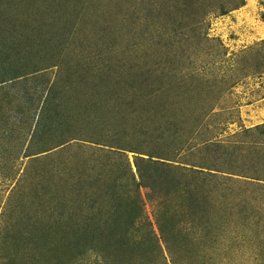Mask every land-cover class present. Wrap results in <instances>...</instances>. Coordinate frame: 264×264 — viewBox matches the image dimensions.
Here are the masks:
<instances>
[{"label": "rangeland", "instance_id": "rangeland-1", "mask_svg": "<svg viewBox=\"0 0 264 264\" xmlns=\"http://www.w3.org/2000/svg\"><path fill=\"white\" fill-rule=\"evenodd\" d=\"M117 1L0 0L1 30L20 24L44 36L39 49L23 48L17 64L12 51L0 46V240L16 223L34 239L38 233L24 227L52 223L56 208L40 200L54 191L47 190L51 167L63 175L69 168L81 172V166L86 172L77 183L84 182L96 157H115L121 150L137 175L135 161L146 160L143 149L153 147L143 131L158 150L174 141L177 126L192 136L189 149L166 145L178 153L167 161L185 173L197 169L200 179L216 173L217 186L238 193L240 203H224L218 187L212 188L205 206L213 209L209 222L218 224L208 230L213 237L203 235L205 223L181 220L174 229L187 236L171 242L155 221L161 198L139 186L134 226L149 231L156 246L145 258L134 254L135 264H264V0L208 1L224 2L223 11L204 1L198 15H191L193 0L164 7L159 15L151 5L148 14L142 0L127 9L125 0L119 6ZM131 15L138 19L132 22ZM50 55L56 57L42 59ZM43 117L52 134L46 145L33 136ZM136 142L144 153L129 151ZM34 172L42 173L45 187L28 183ZM68 192L66 208L76 202ZM62 221L57 218V224ZM89 252L80 259L66 254L40 262V255L20 250L9 263L0 241V264H105Z\"/></svg>", "mask_w": 264, "mask_h": 264}, {"label": "trees", "instance_id": "trees-1", "mask_svg": "<svg viewBox=\"0 0 264 264\" xmlns=\"http://www.w3.org/2000/svg\"><path fill=\"white\" fill-rule=\"evenodd\" d=\"M120 1H117L118 6ZM134 1L136 0H125L126 9L131 7L130 5ZM142 1L144 6L150 9L148 14L151 13V6H154L155 13L159 15L162 8H168L172 5L180 8L182 4H185L189 0ZM142 1L138 3L140 7H143ZM204 1L208 3L209 0H193L191 3V15H198V13L205 11L204 6L202 7ZM233 1H238L237 4L239 5L242 0ZM224 4L221 1H218L217 5L214 2L213 4L211 2L208 3V5H212L221 11L224 10ZM134 11L132 8L130 14L135 13ZM128 19L134 22L138 18L131 15ZM23 26L26 27L25 25ZM23 26L19 24L18 29L13 28V26L3 27L2 30L0 27V30L6 33L5 35L0 34V46L4 47L3 49L6 51L8 49L12 51V62L16 64L17 61H22L21 53L23 48L26 50L39 44V49L42 46L44 38L32 26L26 27L24 34L20 33L19 31ZM31 32L35 33L31 34ZM9 34H12L10 41ZM57 43L59 47L62 41L60 40ZM55 57V55H50L49 59H47L48 57L43 56L42 59L50 61ZM1 61L0 65L2 67L4 60ZM8 64L10 63H6V65ZM25 66H29V64L25 63ZM15 70V74H17L15 77L22 75L17 66ZM61 116L59 120L62 121L61 124H63L66 130V119L62 114ZM171 117L173 118L174 116L171 115ZM165 122L171 124L173 120ZM48 125H50L49 121L43 117L33 134L35 141L44 142V145H46L47 137L52 136L51 133H48L50 130ZM174 132L177 134L174 141L172 143L164 141V146L156 150L154 146L155 139L149 134L147 129L143 131L142 136L147 133L149 136H145H147L146 138L149 142L153 143V147L143 149L146 152L145 154H147L146 160L138 157L135 161L137 175L131 171L130 165L121 153V150H117L116 148L118 156L113 157L111 154H102L96 157L93 173L89 177V180L84 182L79 181L77 183V180L81 178V173L86 172V169L81 166V172H78L77 168H69L63 175L60 174V170L58 174L51 167L49 169V171L51 170L49 172V187L51 188L47 190L53 189L54 191L53 193L48 191V194H50L48 200L45 198L40 200H43V203L45 201L48 207L56 208V216L51 218L52 223L50 224L48 222L44 225L31 224V227H24L30 233L37 232L38 234L33 235L38 236L37 239L30 238L29 235L22 232V226L18 223H16L14 229H6L0 241L9 258V263H12L14 255L17 254L16 252L22 250V252L27 254L36 253L40 255L42 258L40 262L42 260L46 261L47 258H50L52 261L54 257L66 254L69 255L68 257L80 259L82 255L88 251H92L100 255L101 261L105 264H135L136 258L134 259V254L140 252L142 253V258H145L144 254L153 251L156 246L149 231L148 234H143L134 226L135 218L139 215L133 203L139 186L149 187L157 194L155 196L161 198L157 202L159 210L155 221H157L158 228L161 227V233L164 238L172 242L173 239L178 240L187 236V234L181 232L178 228L174 229L175 224L181 220H188V222L196 220L197 222L205 223L201 226L203 235H208V230L215 231L218 224L212 225L209 222L210 219L214 218V215L211 216L213 209L209 210L205 205L210 202V196L214 194L212 188L218 187L214 182L215 177H217L216 173L206 175L207 173L202 172L206 175V178L200 179L194 175L197 169L185 173L178 164L167 161V159L173 160L177 157L178 153L173 152L174 150L179 151L180 148L188 150L189 144H187V140L192 137L183 131L181 127L176 126ZM142 140H144L143 137ZM135 145L137 147H133V150L130 149L129 151L144 153L143 151H137L142 150L141 146L144 147L142 143L136 142ZM166 145H174L173 151L165 147ZM114 146V144L111 145V147ZM160 149H163L164 153L160 152ZM165 151L172 154H167ZM196 161L203 162L200 160ZM48 165L46 166L47 169L49 168ZM43 171H46V169L44 168ZM28 178L29 184L38 181L40 185L45 187L41 180L42 173L37 175L34 172ZM144 181H149V183ZM66 190L72 191V194L71 192L67 194L74 195V200L76 201L70 208H66L65 206V202L68 200V198L64 199ZM218 193L219 195L221 194L224 203L238 200L235 205H239L240 199L238 193H235L228 186L223 184L218 187ZM166 194L170 195L169 200L166 198ZM34 196L36 198L32 199L33 204L35 202L38 203L35 199H39L37 194ZM57 218L63 221L57 224ZM36 221H39V219L34 220V223ZM209 236L213 237L211 234ZM210 245L212 244L210 243ZM31 250H34V252H31Z\"/></svg>", "mask_w": 264, "mask_h": 264}]
</instances>
